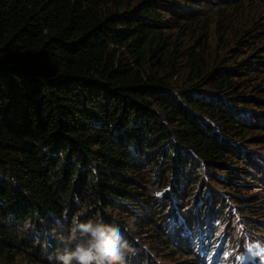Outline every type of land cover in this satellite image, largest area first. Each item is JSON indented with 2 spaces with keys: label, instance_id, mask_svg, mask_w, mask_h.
<instances>
[{
  "label": "trees",
  "instance_id": "16d2710c",
  "mask_svg": "<svg viewBox=\"0 0 264 264\" xmlns=\"http://www.w3.org/2000/svg\"><path fill=\"white\" fill-rule=\"evenodd\" d=\"M245 1L0 0V264H58L74 218L119 226L127 264H215L225 221L264 237V24L225 11Z\"/></svg>",
  "mask_w": 264,
  "mask_h": 264
},
{
  "label": "rangeland",
  "instance_id": "374dc122",
  "mask_svg": "<svg viewBox=\"0 0 264 264\" xmlns=\"http://www.w3.org/2000/svg\"><path fill=\"white\" fill-rule=\"evenodd\" d=\"M213 3L208 6H212ZM226 12L235 11L236 18H238L241 23H252L255 20H259L260 23L264 24V1L263 0H247L244 3L242 2L238 7L231 8L227 7L225 9ZM237 30L236 27H232V30L224 32V36L233 35L234 31ZM217 34V32H214ZM212 35L213 42L217 43L216 36ZM191 44L196 45V38L190 39ZM221 47V45H220ZM226 49L221 47V54ZM254 192L260 189L259 185L252 187ZM259 188V189H258ZM256 221L264 223V216H259L256 218ZM214 225L213 226V234H218V239L214 242V245L219 247L220 257L215 260V264H264V237L258 238L257 240H249L247 236H245L242 228L235 221L236 224V233L234 236L230 237L225 233V225ZM214 224V223H213ZM264 228V225H262ZM184 229V228H183ZM213 237V235H212ZM149 238H145L144 242H147ZM153 243H155L154 239H151ZM151 253V252H150ZM171 252H167L165 255L157 256L156 259L159 263H167V264H189L186 258L177 256V253H174L170 256ZM155 258V255H152ZM211 264V263H210Z\"/></svg>",
  "mask_w": 264,
  "mask_h": 264
},
{
  "label": "clouds",
  "instance_id": "9594fccd",
  "mask_svg": "<svg viewBox=\"0 0 264 264\" xmlns=\"http://www.w3.org/2000/svg\"><path fill=\"white\" fill-rule=\"evenodd\" d=\"M75 247L58 254V264H127L126 258L137 250L126 239L119 226L108 224L102 218L81 221L73 219ZM134 225H129L131 230Z\"/></svg>",
  "mask_w": 264,
  "mask_h": 264
}]
</instances>
